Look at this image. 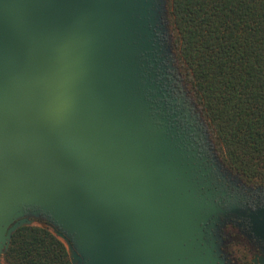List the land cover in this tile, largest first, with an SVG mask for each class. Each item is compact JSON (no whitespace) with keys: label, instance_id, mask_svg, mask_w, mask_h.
Here are the masks:
<instances>
[{"label":"water","instance_id":"95a60500","mask_svg":"<svg viewBox=\"0 0 264 264\" xmlns=\"http://www.w3.org/2000/svg\"><path fill=\"white\" fill-rule=\"evenodd\" d=\"M167 15L168 0H0V264L24 225L72 264H233L222 228L249 206Z\"/></svg>","mask_w":264,"mask_h":264},{"label":"trees","instance_id":"16d2710c","mask_svg":"<svg viewBox=\"0 0 264 264\" xmlns=\"http://www.w3.org/2000/svg\"><path fill=\"white\" fill-rule=\"evenodd\" d=\"M183 82L225 167L264 185V0H168ZM2 264H72L51 229L24 225Z\"/></svg>","mask_w":264,"mask_h":264},{"label":"flooded vegetation","instance_id":"af4514ba","mask_svg":"<svg viewBox=\"0 0 264 264\" xmlns=\"http://www.w3.org/2000/svg\"><path fill=\"white\" fill-rule=\"evenodd\" d=\"M249 210L222 228L223 254L233 264H264V240L256 236L253 215L264 217V185L249 183L237 174L227 175Z\"/></svg>","mask_w":264,"mask_h":264}]
</instances>
